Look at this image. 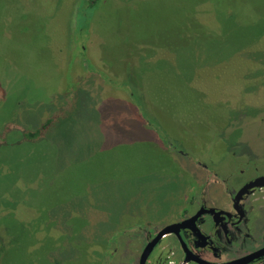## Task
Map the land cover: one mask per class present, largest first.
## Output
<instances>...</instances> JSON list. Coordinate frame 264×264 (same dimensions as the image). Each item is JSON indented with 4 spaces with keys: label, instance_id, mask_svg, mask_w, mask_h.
I'll use <instances>...</instances> for the list:
<instances>
[{
    "label": "rangeland",
    "instance_id": "obj_1",
    "mask_svg": "<svg viewBox=\"0 0 264 264\" xmlns=\"http://www.w3.org/2000/svg\"><path fill=\"white\" fill-rule=\"evenodd\" d=\"M262 151L264 0H0V264L136 254Z\"/></svg>",
    "mask_w": 264,
    "mask_h": 264
},
{
    "label": "flooded vegetation",
    "instance_id": "obj_2",
    "mask_svg": "<svg viewBox=\"0 0 264 264\" xmlns=\"http://www.w3.org/2000/svg\"><path fill=\"white\" fill-rule=\"evenodd\" d=\"M224 172L204 168L197 195L175 220L162 226H138L125 239L139 246L135 254L118 244L102 264H141L145 248L166 227L142 264H264V153L248 159L232 155ZM219 193L226 198L218 199ZM125 233V232H124Z\"/></svg>",
    "mask_w": 264,
    "mask_h": 264
},
{
    "label": "water",
    "instance_id": "obj_3",
    "mask_svg": "<svg viewBox=\"0 0 264 264\" xmlns=\"http://www.w3.org/2000/svg\"><path fill=\"white\" fill-rule=\"evenodd\" d=\"M178 226H180V224L179 225H172V226L166 227L165 229H163L158 234V237L145 248V250H144V252L142 254L141 264L144 261V259H146L147 255L150 253L153 245L160 239V237H163L164 235H167L169 233H172V229L177 228Z\"/></svg>",
    "mask_w": 264,
    "mask_h": 264
}]
</instances>
